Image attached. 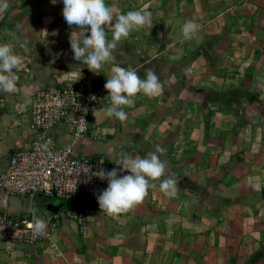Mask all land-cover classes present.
<instances>
[{"label": "crops", "instance_id": "1", "mask_svg": "<svg viewBox=\"0 0 264 264\" xmlns=\"http://www.w3.org/2000/svg\"><path fill=\"white\" fill-rule=\"evenodd\" d=\"M7 2L0 43L12 44L22 64L16 91L0 93V171L29 143L25 100L36 88L66 73L98 81L116 66L141 78L151 69L162 92L138 94L123 123L95 112L73 152L114 162L122 152L144 158L159 145L167 162L161 179L173 178L179 190L169 198L149 189L118 218L92 206L79 230L63 216L64 201L0 189V211L60 218L54 255L0 240V264H264V0H105L116 14L146 7L152 26L122 40L98 73L73 59L69 39L79 29L66 24L62 0ZM189 20L200 25L199 37L183 41ZM50 133L60 143L69 139L62 126Z\"/></svg>", "mask_w": 264, "mask_h": 264}, {"label": "built area", "instance_id": "2", "mask_svg": "<svg viewBox=\"0 0 264 264\" xmlns=\"http://www.w3.org/2000/svg\"><path fill=\"white\" fill-rule=\"evenodd\" d=\"M106 80L94 81L66 73L36 88L30 98L32 134L29 143L12 151L6 167L0 171V189L5 194L42 195L62 200L66 203L63 216L79 230L85 226L88 209L99 206L96 196L108 186L106 180L101 181L92 173L100 167L108 171L116 167L104 154L78 155L73 152V145L88 136L94 113L109 105L104 87ZM93 96L95 100L91 99ZM56 126H62L67 132L69 139L66 142L60 143L50 133ZM48 140H51L49 150L54 153V158L41 149V144ZM33 212L47 222L43 237L33 236L28 227ZM59 220V216L44 217L35 209L16 214L0 211V240L26 246L39 245L49 255H54L59 249Z\"/></svg>", "mask_w": 264, "mask_h": 264}, {"label": "clouds", "instance_id": "3", "mask_svg": "<svg viewBox=\"0 0 264 264\" xmlns=\"http://www.w3.org/2000/svg\"><path fill=\"white\" fill-rule=\"evenodd\" d=\"M52 3L55 4L56 0H52ZM62 3V16L66 24L69 27L75 25L79 29V36L72 32L69 39L73 59L87 65V69L93 73H98L106 63L115 59L113 53L122 40H127L134 32L152 26V13L146 7L128 11L126 14H116L105 0H62ZM8 6L7 0H0V9L6 10ZM106 30L107 33H112L110 41ZM199 32L198 23L186 21L181 28L182 40L197 39ZM21 64L22 58L14 53L13 45L0 43V93L11 94L16 91L20 78L15 70ZM104 87L108 93L106 100L109 105L103 106L99 112L105 118H115L123 123L128 117L125 107H132L138 94L148 98L157 97L163 90V83L151 69L146 70L145 77L141 78L134 69L116 66L112 68ZM91 99L96 98L93 96ZM25 103L30 104L31 100L26 98ZM80 120L85 122L83 118ZM50 144L51 140L46 141L41 144V149L47 156L54 158V153L49 150ZM163 151L157 145L155 151L149 152L144 158L122 152L113 162L117 167L111 171L100 167L92 173L101 181L108 182L107 188L96 196L101 212L113 218L127 214L143 203L149 189L157 187L165 196L175 198L179 190L177 182L171 177L161 179L167 167V162L161 160L159 155ZM100 164H103V160ZM87 169L88 172L91 171L90 168ZM125 172L128 174H120ZM155 181H160L159 185ZM28 227L33 236L43 237L48 225L33 212Z\"/></svg>", "mask_w": 264, "mask_h": 264}, {"label": "rangeland", "instance_id": "4", "mask_svg": "<svg viewBox=\"0 0 264 264\" xmlns=\"http://www.w3.org/2000/svg\"><path fill=\"white\" fill-rule=\"evenodd\" d=\"M15 1V0H14ZM24 1H27V0H24Z\"/></svg>", "mask_w": 264, "mask_h": 264}]
</instances>
